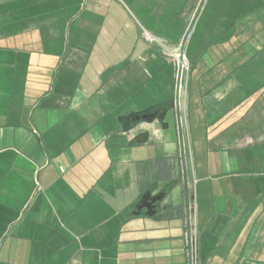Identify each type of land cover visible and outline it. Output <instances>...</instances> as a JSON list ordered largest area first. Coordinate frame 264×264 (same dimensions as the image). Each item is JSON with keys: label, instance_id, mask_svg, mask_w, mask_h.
Instances as JSON below:
<instances>
[{"label": "crops", "instance_id": "obj_1", "mask_svg": "<svg viewBox=\"0 0 264 264\" xmlns=\"http://www.w3.org/2000/svg\"><path fill=\"white\" fill-rule=\"evenodd\" d=\"M0 264H264V0H0Z\"/></svg>", "mask_w": 264, "mask_h": 264}, {"label": "water", "instance_id": "obj_2", "mask_svg": "<svg viewBox=\"0 0 264 264\" xmlns=\"http://www.w3.org/2000/svg\"><path fill=\"white\" fill-rule=\"evenodd\" d=\"M156 114L157 113H153L151 115H143V116L137 117L136 120L142 119V120L149 121L155 118ZM162 198H163V194L152 196L149 192L145 193L144 195H142V197H140V200L135 205L134 211L132 214L138 215L141 212L140 210L146 209V215L148 216L155 215V213L157 212L158 204L160 203Z\"/></svg>", "mask_w": 264, "mask_h": 264}, {"label": "built area", "instance_id": "obj_3", "mask_svg": "<svg viewBox=\"0 0 264 264\" xmlns=\"http://www.w3.org/2000/svg\"><path fill=\"white\" fill-rule=\"evenodd\" d=\"M143 36H144V39L147 40L148 43H153L155 41V39L152 36H150V34L148 32H144ZM166 53H168V51ZM168 54L171 58H173L175 60V62L178 65L180 64L181 69L185 67V64L182 61V59H180L179 54H174V53H168ZM186 69H187V67H186Z\"/></svg>", "mask_w": 264, "mask_h": 264}, {"label": "rangeland", "instance_id": "obj_4", "mask_svg": "<svg viewBox=\"0 0 264 264\" xmlns=\"http://www.w3.org/2000/svg\"><path fill=\"white\" fill-rule=\"evenodd\" d=\"M174 54H179V55H181L180 53H181V50H180V48H178V50H174V51H172ZM172 60H174L173 58H171ZM174 62H175V60H174ZM185 63V67L183 68L184 69V71H186V67L188 66V62L186 61V62H184ZM177 65V64H176ZM192 68V66H190V69ZM168 124H169V128H170V130L169 131H171V132H173V133H175V128H174V119H173V117H171V119H170V121H168Z\"/></svg>", "mask_w": 264, "mask_h": 264}, {"label": "flooded vegetation", "instance_id": "obj_5", "mask_svg": "<svg viewBox=\"0 0 264 264\" xmlns=\"http://www.w3.org/2000/svg\"><path fill=\"white\" fill-rule=\"evenodd\" d=\"M140 211H146V209H142V210H140Z\"/></svg>", "mask_w": 264, "mask_h": 264}]
</instances>
